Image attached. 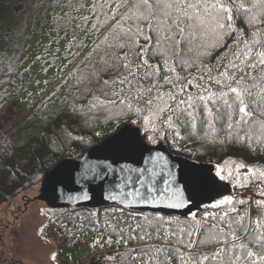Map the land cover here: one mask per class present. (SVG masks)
Masks as SVG:
<instances>
[{
  "label": "snow or ice",
  "instance_id": "1",
  "mask_svg": "<svg viewBox=\"0 0 264 264\" xmlns=\"http://www.w3.org/2000/svg\"><path fill=\"white\" fill-rule=\"evenodd\" d=\"M69 7L88 12L71 19L83 21L76 27L85 35L95 34L91 46L75 35L69 45L75 49L68 51L74 59L88 48L81 60L90 69L85 73L74 64L75 72L68 74L76 81L79 98L92 97L74 111L112 112L116 118L134 115L132 123L141 128L124 129L112 146L149 152L143 166H120V179L105 199L126 207L180 209L200 194L202 186L215 187V178L231 177L238 181L234 187L255 184L259 189L260 198L254 195L251 202L223 196L211 205L221 208L219 214L206 213L199 219L195 213L184 222L146 217L143 224L129 225L127 232L119 224H104L105 231L111 228L106 244H112L115 235V242L126 248L123 254L106 259L112 264H264V170L233 163L226 174L225 168L217 167L214 177L192 170L180 183L170 160L145 147V140L155 145L170 135L173 140L199 137L211 143L264 146V0H92L90 5ZM241 18L254 29L251 39L243 38L234 26ZM233 33L237 34L233 44L214 64L205 63ZM161 64L169 73L163 83ZM66 82L65 78L62 83ZM165 85L170 87L163 90ZM55 95L53 91L49 99ZM61 167L52 174L53 191L63 183ZM116 172L110 162H85L75 182L83 188ZM89 198L85 192L76 199ZM246 203L247 209L242 207ZM131 242L134 247H129Z\"/></svg>",
  "mask_w": 264,
  "mask_h": 264
},
{
  "label": "trees",
  "instance_id": "2",
  "mask_svg": "<svg viewBox=\"0 0 264 264\" xmlns=\"http://www.w3.org/2000/svg\"><path fill=\"white\" fill-rule=\"evenodd\" d=\"M14 2L19 5L17 9H13L10 5L0 4V110L13 99L22 108H30L36 105L40 97L53 86L49 92L55 91V105L61 111L56 121L43 120L39 122L40 130L34 138L33 148L29 144H24L27 146V156L31 155L30 165L33 166L35 164V157H46L45 154H48V151H42L41 145L50 144L52 137H60V131L63 126H70L74 122L81 120L83 125L75 129V132H80L84 131L82 128L95 122H102L99 126L112 125L109 129L102 131L96 139L83 146L80 145L81 135L73 140L69 136V132H73V130L67 128V136L71 139H68L65 135L58 138V153L61 157L50 168L44 172L42 171L39 174V179L35 180L42 182L45 172L51 170L62 159L80 158L92 145L114 133L121 126L132 125L141 128V125L132 123V120L136 118L134 115L130 118H116L112 115V112L93 111L85 115L83 112L74 111V107L80 108L86 105L92 97L79 98L81 94L74 86L76 81L73 76L68 74L75 72L74 64L83 69L85 73L90 71V69L86 68L85 62L81 60L88 48L86 47L80 51L74 59L71 55H68L69 50L75 51V49H69V45L72 42L73 35H75L77 40L91 46L95 34L89 32L88 35H85L84 31L76 27L78 24H83V21L71 19V17L78 18L88 15V12L75 11L69 5H90L92 0H14ZM94 21V17L90 19L87 25L89 29ZM234 26L243 38L251 39V33L254 29L249 27L246 19H237ZM236 35V33H233L232 36L226 38L225 46L214 51L210 57L205 59V63L214 64L216 58L229 45L233 44ZM95 58L93 57V59ZM150 63L156 64L157 60H150ZM160 67V82L163 83V76L169 73L164 71L162 64ZM177 71L181 75L185 74L179 68ZM190 71L194 73V69ZM65 78L67 82L62 83ZM104 78L107 79L106 76ZM38 84L42 86L37 91H34L33 85ZM80 87L82 88L83 85ZM169 87L165 85L163 90H167ZM96 95H100V93L96 92ZM69 107L73 109V112L69 111ZM26 130L27 127H24L18 133H15L12 126H10L7 131L0 134V201L11 200L15 196L23 195L22 190L25 185H21L19 181L30 175L31 172L28 171V168H24L25 164L15 163L13 153L16 150L14 143L16 145L17 141L12 139L14 136L25 135ZM141 134L143 136L142 130ZM202 135L203 133H201ZM220 139H224L223 134H221ZM160 142L172 154L212 164L214 174L217 167H223L225 172H227L228 166L233 163H243L248 167L264 170V146L259 144L250 148L246 144L236 142H206L199 137L191 139L185 137L184 139L173 140L171 135L166 141L161 140ZM5 161L11 166L7 175L4 171ZM226 161L228 165H226ZM244 170L246 171V169ZM221 182L229 183V192L225 196H233L237 200L245 198L248 201L244 194H237L238 190H244L245 188L234 187L238 183L236 179L232 178V181L226 179ZM30 184L33 185L34 183ZM247 188H252L255 198H260L259 189L255 184ZM213 203L198 210L195 213L197 219L203 217L206 213L219 214L221 208L212 207ZM242 207L247 209L248 204L246 203ZM254 208L255 205H253ZM49 211L47 212V218L63 232L69 244L76 245L80 241H84L90 244L89 246H98L101 249V252L96 255L95 264H112L106 257L109 255L115 256L117 253L123 254L126 251L124 246L115 242L118 238L115 235H113V243L110 245L106 244V240L111 234V228L105 231L103 229L104 224L113 226L119 224L127 232L129 225L135 227L136 224H143L146 217H163L164 220L179 219L182 222L191 220L192 217V215L181 216L149 210H134L119 204L97 207L68 205L51 207ZM91 213H97L98 215L91 216ZM252 215L255 217V211L252 212ZM96 220H99V225L95 223ZM152 243H156V241L154 240ZM134 246L135 242L129 244V247Z\"/></svg>",
  "mask_w": 264,
  "mask_h": 264
},
{
  "label": "rangeland",
  "instance_id": "3",
  "mask_svg": "<svg viewBox=\"0 0 264 264\" xmlns=\"http://www.w3.org/2000/svg\"><path fill=\"white\" fill-rule=\"evenodd\" d=\"M0 4L10 5L13 9L19 7L14 0H0ZM41 86V84L33 85V90L37 91ZM52 87L40 97L36 105L30 108H22L13 99L0 110V134L7 131L10 126H12L15 133L27 127L25 135L14 136L12 139L13 141H17L16 145L14 143L16 150L13 153L15 163L25 164V166L23 165L24 168H28V171L31 172L30 175H27L19 181L21 185H25L22 190L23 195L15 196L11 200L0 201V247L9 258L18 260L24 264H41V257L47 258V262L49 261V263L54 264L58 256H65L67 261L78 264L80 259L87 257L91 253L92 246H89L90 244L84 241L72 245L69 244L65 236V245H60V237L55 241L53 235L45 233V226L53 224L47 218V212L51 206L48 208L45 200L35 198L42 182L37 180L33 185L30 183L39 178V174L42 171L44 172L50 168L61 157L58 153V138L65 135L68 139H71L69 138L70 136L75 140L77 136L79 138V135H81L80 145L83 146L96 139L102 131L112 127V125L99 126L102 122H95L92 125L82 128L85 132H75V129L83 125L81 120L74 122L70 126H63L60 131V137H52L50 144L41 145L42 151H48V154H45L46 157H35V164L31 166L29 162V160L31 161V155L29 154L27 156V146L24 144H29L33 148L35 143L34 138L40 130L39 122L43 120L56 121L61 112L55 105L56 95L49 99V95L52 93L49 91ZM45 105L47 106L45 107ZM68 109L73 112L72 108L69 107ZM67 128L73 130V132L68 131L69 136H67ZM10 169L11 166L5 161L4 171L6 175ZM241 172H245V170L241 169ZM227 180L232 181V178L229 177ZM249 190L253 189L245 188L244 190H238L237 194L245 193L248 202H251L253 196ZM223 196L225 195L220 194L219 199ZM49 213L50 211L48 215ZM53 254H55V260L51 259ZM82 264H85V262Z\"/></svg>",
  "mask_w": 264,
  "mask_h": 264
},
{
  "label": "water",
  "instance_id": "4",
  "mask_svg": "<svg viewBox=\"0 0 264 264\" xmlns=\"http://www.w3.org/2000/svg\"><path fill=\"white\" fill-rule=\"evenodd\" d=\"M129 128L140 129L137 126L135 127L132 125L121 126L114 133L106 136L100 142L92 145L86 152L83 153L80 158H65L59 161L51 170L45 172L42 179V185L35 198L45 200L47 202V205L51 207H62L68 205L97 207L108 204H119L118 201H109L105 199V197L109 194V191L112 189L113 185L120 179V166H143V159L149 155V152L146 150L143 152H129L124 150H117L112 146L115 138L119 136L124 129ZM139 138L143 139L141 132ZM145 147L163 153L170 160L171 164L174 165V170L177 173L178 182L180 183H183L185 175L192 170H195L198 174L201 175L213 177L215 175L212 171V164L208 162L195 161L181 155L172 154L162 142L152 145L145 140ZM101 161L112 163L113 167L117 169L116 174L110 175L108 179L104 181L88 183L83 188L80 184L75 182L78 179V173L85 162L96 163ZM58 167H61V177L63 179V183L56 184L55 191H53L52 174ZM215 179V187H208L206 185L202 186L200 188V194L195 196L192 202L184 208L169 209L165 207H153L151 205L142 204L127 206V208L134 210L156 211L164 214L191 216L198 210L218 200L220 194L225 195L229 192L227 182L222 183L218 178ZM85 192L90 197L88 200L76 199L77 197L82 196ZM70 197H72L73 199H69Z\"/></svg>",
  "mask_w": 264,
  "mask_h": 264
},
{
  "label": "built area",
  "instance_id": "5",
  "mask_svg": "<svg viewBox=\"0 0 264 264\" xmlns=\"http://www.w3.org/2000/svg\"><path fill=\"white\" fill-rule=\"evenodd\" d=\"M251 192V195H254L253 190H249ZM245 195V193H244ZM246 196V195H245ZM45 233L49 235H53L56 239L59 237L61 238L60 245H65L66 238L65 235L61 230L58 229L54 224H49L45 226ZM101 252V249L98 246H93L91 249V253L82 259H80V262L78 264H82L85 262V264H95L96 263V255ZM0 264H24L18 260L11 259L9 257H5L3 249L0 247ZM54 264H73L72 262H69L66 260L65 256H58V258L55 260Z\"/></svg>",
  "mask_w": 264,
  "mask_h": 264
},
{
  "label": "crops",
  "instance_id": "6",
  "mask_svg": "<svg viewBox=\"0 0 264 264\" xmlns=\"http://www.w3.org/2000/svg\"><path fill=\"white\" fill-rule=\"evenodd\" d=\"M3 252H4V250H3ZM4 255H5V257H8L5 253H4ZM41 259H42V261H41V264L43 263V264H51V263H49V261L47 262V258H43V257H41ZM53 261V260H52Z\"/></svg>",
  "mask_w": 264,
  "mask_h": 264
}]
</instances>
